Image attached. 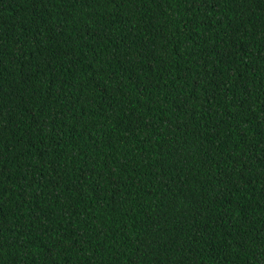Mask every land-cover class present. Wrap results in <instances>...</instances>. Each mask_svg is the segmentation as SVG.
<instances>
[{"label":"trees","instance_id":"obj_1","mask_svg":"<svg viewBox=\"0 0 264 264\" xmlns=\"http://www.w3.org/2000/svg\"><path fill=\"white\" fill-rule=\"evenodd\" d=\"M0 264H264V0H0Z\"/></svg>","mask_w":264,"mask_h":264}]
</instances>
